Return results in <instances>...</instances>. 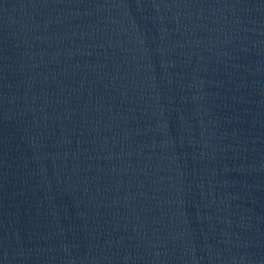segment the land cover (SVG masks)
Instances as JSON below:
<instances>
[{
  "label": "water",
  "instance_id": "1",
  "mask_svg": "<svg viewBox=\"0 0 264 264\" xmlns=\"http://www.w3.org/2000/svg\"><path fill=\"white\" fill-rule=\"evenodd\" d=\"M0 264H264V0H0Z\"/></svg>",
  "mask_w": 264,
  "mask_h": 264
}]
</instances>
